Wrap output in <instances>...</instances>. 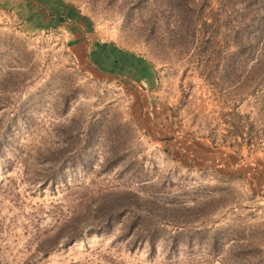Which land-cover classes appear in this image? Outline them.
Segmentation results:
<instances>
[{
	"label": "rangeland",
	"instance_id": "1",
	"mask_svg": "<svg viewBox=\"0 0 264 264\" xmlns=\"http://www.w3.org/2000/svg\"><path fill=\"white\" fill-rule=\"evenodd\" d=\"M6 1L0 264H264L262 183L239 175L264 174V0H38L141 59L143 87L95 74L56 20L12 0L20 22ZM121 192L151 214L111 210L86 234Z\"/></svg>",
	"mask_w": 264,
	"mask_h": 264
},
{
	"label": "trees",
	"instance_id": "2",
	"mask_svg": "<svg viewBox=\"0 0 264 264\" xmlns=\"http://www.w3.org/2000/svg\"><path fill=\"white\" fill-rule=\"evenodd\" d=\"M28 6L37 14L43 17L45 20H56L60 27L63 28V31L68 33L71 38L69 42H76L72 44V47L79 48L80 58L78 60L77 54L76 60L81 61L84 65L92 69L95 74H98L105 78H110L117 81L120 84L125 82H131L136 84V86L143 87V84L151 83L150 82V73H147V68L145 64H142L138 60L137 56L131 54L121 48L115 46L112 42L102 39L98 34H95L93 31H88L78 19L65 16V10L61 14H53L47 8V6L42 5L38 0H26ZM6 11H12L11 9H6ZM16 13V12H15ZM19 21H22V16L19 13H16ZM151 81H155L154 75L151 78ZM143 90V89H142ZM138 97L140 95L138 94ZM152 114V113H150ZM157 116H152V119H155ZM251 173L256 174L261 180L262 191H264V174L260 171H251V170H240L239 175L248 176ZM51 174V182L49 185L54 184L53 180L55 179ZM131 196V198H130ZM139 199L134 195H130L128 192H121L116 195V198L111 199L105 208L104 214L96 220V224L91 226L87 233H100L102 229H108L110 227L112 211H117V216L122 214L130 213L135 214L138 217H148L149 209L143 204L138 203ZM102 207H99L98 210H101ZM149 212V213H148ZM159 215H156L158 217ZM86 229V228H85ZM82 231L73 228L69 231L67 238L65 239L64 245L73 242L76 239L82 238ZM138 237H143L148 241L152 248V239L153 233H144L141 230L137 233ZM57 248V244L54 242L46 241L39 243L38 248L36 249L39 259H43L50 251H53ZM39 261V260H38ZM27 264V263H25ZM30 264H36L35 261Z\"/></svg>",
	"mask_w": 264,
	"mask_h": 264
},
{
	"label": "crops",
	"instance_id": "3",
	"mask_svg": "<svg viewBox=\"0 0 264 264\" xmlns=\"http://www.w3.org/2000/svg\"><path fill=\"white\" fill-rule=\"evenodd\" d=\"M18 1H20L21 3H22V5L24 6V5H27V14H29L30 16H31V14L32 13H34L35 15H37L29 6H28V2L26 1V0H18ZM7 2V9H11V10H15L17 13H19V14H21V16H22V19L24 18V15H23V13H22V10H23V8H20L18 5H16V3L15 4H11L13 1L12 0H7L6 1ZM42 5H45V6H47V8L50 10V12L51 13H53V14H56V9H55V4H50V3H48V2H46V3H42ZM25 8V7H24ZM25 11V10H24ZM25 11V12H26ZM31 11V12H30ZM60 13L62 12V9H60V10H58ZM59 12H57V14H59ZM38 16H40V15H38ZM41 17V16H40ZM42 19H43V17H41ZM45 21H48V19L47 20H45ZM49 21H53V20H49Z\"/></svg>",
	"mask_w": 264,
	"mask_h": 264
}]
</instances>
